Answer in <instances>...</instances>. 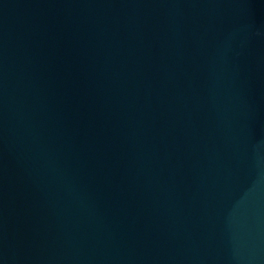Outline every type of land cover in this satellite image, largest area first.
Here are the masks:
<instances>
[{"label": "water", "instance_id": "obj_1", "mask_svg": "<svg viewBox=\"0 0 264 264\" xmlns=\"http://www.w3.org/2000/svg\"><path fill=\"white\" fill-rule=\"evenodd\" d=\"M0 264H264V0H0Z\"/></svg>", "mask_w": 264, "mask_h": 264}]
</instances>
